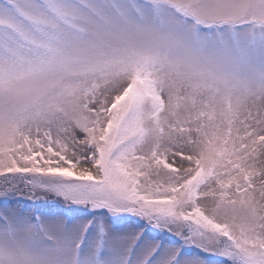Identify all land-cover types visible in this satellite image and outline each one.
Returning <instances> with one entry per match:
<instances>
[{
    "label": "snow or ice",
    "instance_id": "obj_1",
    "mask_svg": "<svg viewBox=\"0 0 264 264\" xmlns=\"http://www.w3.org/2000/svg\"><path fill=\"white\" fill-rule=\"evenodd\" d=\"M0 264H264V0H0Z\"/></svg>",
    "mask_w": 264,
    "mask_h": 264
},
{
    "label": "rangeland",
    "instance_id": "obj_2",
    "mask_svg": "<svg viewBox=\"0 0 264 264\" xmlns=\"http://www.w3.org/2000/svg\"><path fill=\"white\" fill-rule=\"evenodd\" d=\"M38 196H39V200L37 201V205H39L41 208H45V209L54 208L55 210L57 207H59L62 204V202L57 201L56 198L54 197H47L40 194H38ZM23 199L30 200L31 198L29 195L25 194Z\"/></svg>",
    "mask_w": 264,
    "mask_h": 264
},
{
    "label": "trees",
    "instance_id": "obj_3",
    "mask_svg": "<svg viewBox=\"0 0 264 264\" xmlns=\"http://www.w3.org/2000/svg\"><path fill=\"white\" fill-rule=\"evenodd\" d=\"M55 198V197H54ZM59 202H62V201H59Z\"/></svg>",
    "mask_w": 264,
    "mask_h": 264
}]
</instances>
